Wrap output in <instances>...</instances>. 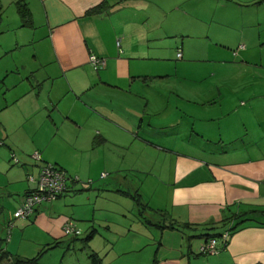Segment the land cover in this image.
I'll list each match as a JSON object with an SVG mask.
<instances>
[{"label":"crops","instance_id":"1","mask_svg":"<svg viewBox=\"0 0 264 264\" xmlns=\"http://www.w3.org/2000/svg\"><path fill=\"white\" fill-rule=\"evenodd\" d=\"M18 1L31 25L22 24ZM9 2L16 44L3 49L19 55L0 73V81L17 78L2 95L0 141L23 159L18 181L34 170L25 153L37 151L80 182L27 220L12 214L32 186L25 180L23 192H7L6 250L28 258L36 244L22 243L25 231L65 208L60 231L72 222L91 242L108 222L99 213L109 196L134 198L121 190L127 180L141 199L145 182L128 178L144 176L154 179L148 193L167 192V204L150 209L180 228L148 222L146 242L134 236L129 247L140 252L143 240L153 249L109 264H264V0ZM92 55L105 66L95 70ZM211 237L219 253L203 255Z\"/></svg>","mask_w":264,"mask_h":264},{"label":"rangeland","instance_id":"2","mask_svg":"<svg viewBox=\"0 0 264 264\" xmlns=\"http://www.w3.org/2000/svg\"><path fill=\"white\" fill-rule=\"evenodd\" d=\"M4 1L6 2V4L3 9L0 10V73L2 72V69L8 66V62H13L19 55L17 51H10L9 53H5V49H3V45L5 46L8 44H16L14 37L15 30L11 29V31L8 32L7 26L10 27L12 25V22H14L17 18L15 3H10L9 0ZM9 23L11 25H8ZM22 53L31 55L32 49L24 48ZM257 55L258 59L261 62H264V50H262L260 54ZM26 65L28 68L33 66L30 65V63H26ZM13 68H15V66ZM15 80H17L16 76H11L5 81H0V105H2L4 101V98H2L3 92L5 91V94L7 91L5 90V88L12 84H15ZM17 89H15V87L12 89L9 88V95L13 93L12 91L17 92ZM1 139L2 133L0 132V140ZM0 143H3V141H0ZM25 147L28 148L30 146ZM36 152L37 151H28L27 153H25L26 156H24L25 158L27 157L34 165V170L28 172L27 174L25 173L24 175L25 180L32 186V188L37 187V181H29L28 176L30 174H33L35 178L38 176L39 166H36L35 168V165H39L45 162L52 163L51 161H44L42 158L41 161L36 160L34 157V154ZM20 156V154H17L16 152L12 153L5 145L0 144V184L4 185L3 188L0 189V235L4 240H6L5 246L8 245V234L4 228L5 224H8L7 222L12 212V210L9 208L7 209L5 205L7 201L6 193L9 191L15 192V190H20L21 192H23V185L27 183L25 180H17L19 176L16 174L20 171V169L23 168V159ZM16 159L18 160V162H15ZM143 177L144 176L134 179L128 178L129 181L134 180L136 185H138V182H145L144 187L140 190L141 199H139V193H137L136 188L132 189L127 180H124V189L121 190H130L131 195L134 198H131V196H129L128 200H124L123 198H120L118 196H109V198H111L112 200L109 201L104 207L107 211L99 213V215L102 214L103 217L107 218L108 222L103 221L98 223L99 225L96 226L98 233L94 236L91 242H89V244L84 241L86 238L85 232L84 234L82 233L80 236H78L76 240H72L70 242L69 237L63 233V230L62 232L60 231L61 227L59 218H66V208L64 212L59 214V216L55 215L57 218L44 217L39 221V229L35 230V232L34 230H27L24 233L22 242L24 245L26 244L27 247H31L33 241V244H36L32 245L35 246V250L34 248L28 249L30 252L29 255H27L28 258H37L39 264H92L89 255L95 252L101 259L102 264H109L112 261L128 262L130 260L137 259L138 255L143 256L148 251L150 252L151 249H153L151 243L146 244V246L144 245V243H142L143 240H145L146 242V238H148L149 235L146 225L148 224V222H166L168 224L170 220L166 218L167 215L165 211H161L163 213L162 214L161 212H155L150 209V207H152L154 204L165 206V204H167V192L161 191L160 193L159 187V195L152 193L154 189H151L152 191L148 193L145 185L149 181H154V179L149 177L145 179ZM12 198L16 199V196H13ZM117 198L118 200H115ZM130 201H132L133 204ZM148 202L150 204H148ZM65 223L66 220L64 224ZM81 226L85 230V227L83 225ZM45 229L52 230L53 237H51V239L42 234V231ZM32 233L33 237H31ZM134 236L136 241L140 236H142L141 239L143 240L141 241V245L138 247L140 249V252H133V250L129 247L131 246L130 244L132 243Z\"/></svg>","mask_w":264,"mask_h":264},{"label":"built area","instance_id":"3","mask_svg":"<svg viewBox=\"0 0 264 264\" xmlns=\"http://www.w3.org/2000/svg\"><path fill=\"white\" fill-rule=\"evenodd\" d=\"M119 45V41L117 42ZM181 57L180 50L177 54ZM90 63L95 70L105 66V60L95 55L90 56ZM36 160L41 161V156L38 152L34 154ZM15 162H18L16 159ZM105 177V174L102 175ZM29 181H37V187L32 188L23 198L20 206L13 212V219L27 220L35 212L36 208L42 203L51 202L64 194L70 188L72 183L80 182L78 177L71 178L67 175L66 171L52 163H41L39 166V174L35 178L33 174L28 176ZM91 183V181H88ZM14 227L13 222L8 225V230ZM63 233L66 236L78 237L82 234L80 228L74 223L67 222L63 226ZM229 233H224L221 237L226 241ZM9 239V236H8ZM200 253L203 255H217L219 249L217 248V239L214 237L209 238L200 248Z\"/></svg>","mask_w":264,"mask_h":264},{"label":"trees","instance_id":"4","mask_svg":"<svg viewBox=\"0 0 264 264\" xmlns=\"http://www.w3.org/2000/svg\"><path fill=\"white\" fill-rule=\"evenodd\" d=\"M17 10H18V13L22 19V24L23 25H31L32 20L30 18V12H29V9L27 8V5L24 2L18 1L17 2ZM0 144H2V143H0ZM54 165H56V164H54ZM69 177L74 179L73 176H69ZM72 184H75V183H72ZM255 212L262 213V211H255ZM162 228L179 229L180 226L175 225L173 223H170V224L166 225V227H162ZM91 236H92L91 233L88 234L84 241L89 243ZM74 238H77V237H74ZM5 243H6V240H4L2 237H0V264H39L37 261V258H35V257L34 258H25V257H21L18 255L10 254V252H8L6 250ZM89 258H90L92 264H102L101 259L98 257V255L95 252L91 253L89 255Z\"/></svg>","mask_w":264,"mask_h":264}]
</instances>
